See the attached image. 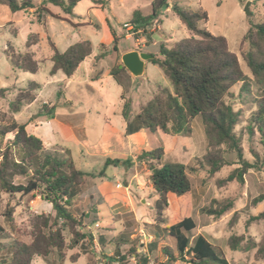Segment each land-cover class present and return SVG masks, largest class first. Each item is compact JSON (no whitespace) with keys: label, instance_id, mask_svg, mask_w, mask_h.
Here are the masks:
<instances>
[{"label":"rangeland","instance_id":"rangeland-1","mask_svg":"<svg viewBox=\"0 0 264 264\" xmlns=\"http://www.w3.org/2000/svg\"><path fill=\"white\" fill-rule=\"evenodd\" d=\"M106 1L103 6H100L92 0H80L74 7V15H69L49 4L47 8L50 12H44L41 17L35 9L14 13L8 6H0V88L7 89L6 96L0 97L1 112H8L9 104L15 100L19 90L27 88L31 82L40 84L41 89L37 92L36 101L24 106L22 111L14 117L19 123H28V130L31 133L47 141L42 131H44V120L50 115L48 111L51 109L60 115L87 113L88 125L100 123L103 115L108 116L114 124H120L125 102L123 96L132 102L131 119H134L140 106L152 99L158 88L173 91V85L160 67L150 61L146 65V71L140 77L125 78L121 75L117 80L114 77H103L102 74L100 81H91L90 85L94 87V90L88 89L87 86H74L67 90L63 97H59L60 94H57L55 90H50L54 88L50 84L55 82L50 75L53 65L50 59L54 54L50 46L51 42L64 52L69 46L79 41L90 40L93 44L92 55L87 58L88 62L84 68L75 72L76 78H89L92 72L93 76L98 75L101 73V68L111 67L112 59H122L121 54L112 50V46L99 47L102 42H113L112 31L118 36V48L121 52L136 49L146 50L152 55L159 54L161 45L171 47L177 42L192 37L170 7L161 13L151 28V31L156 29L150 33L152 41L148 43L145 38L138 45L135 38H126L125 25H128L136 11H140L143 15H150L153 0ZM44 2L45 0H33L36 7L44 5ZM248 3H250V17H247L244 12ZM172 5L192 11H205L208 20L200 22V28L208 30L213 35L225 37L230 51L238 56L242 70L252 78L244 61V54L248 50L245 35L251 25L263 22L264 0H171L170 6ZM42 21L43 23L45 21V24ZM100 23H103V29L98 30L94 25H100ZM27 42L30 45L29 48L26 47ZM13 51L22 54L27 51L32 52L34 59L39 62V71L32 74L15 69L6 54ZM96 59L103 60L97 63ZM59 75L58 80H60L59 77L64 76L63 73ZM250 84L251 96H240L242 85L240 83L232 89L234 97L228 98L227 101L235 111L241 114L236 132L242 137L244 157L253 162L252 149L262 155L264 146L260 142L261 134L256 131L251 138L248 130L251 117L256 111L252 98L259 95L253 79L250 80ZM59 90H62L60 86ZM66 101H70V104H66ZM92 135L95 137V133ZM11 137L8 136L7 139ZM150 143L151 148L164 147L166 151L164 161L185 165L193 183L191 193L183 197L169 195V224L173 225L187 217H192L197 227L190 233L185 232L192 242L201 234L226 257L229 264H264V259L256 256V248L247 249L252 241L259 243L264 240V221L247 225L250 217L264 211V201L257 205L252 203L256 197L264 195L263 171L250 170L244 176V183L238 181L222 183L235 168L240 166L237 164L235 154H226L225 158L231 165L223 167L213 176L209 175L207 169H202L197 162V159H203L208 151L200 119L192 122L190 136L156 133L151 136ZM65 145L72 149L71 156L76 160L78 168L85 170L84 162L79 161L76 146L72 143ZM136 165L138 176L134 183L125 182L121 175L105 180L108 189H115L116 182L120 181L121 189L125 193H122L120 200L113 205L96 196L94 183L97 181L86 178L82 196L73 209V212L83 218L84 222L83 226L76 227V231L85 234L86 238L78 246L68 248L72 237L65 229L67 248L64 257L53 253L47 258L36 257L33 264H140L141 261L138 258L129 254L132 248L137 249L140 255H147L150 264L166 261L163 252L165 247H169L178 257L176 239L165 232L164 226L158 228L155 223L153 204L156 197L150 181L151 171L145 163L138 162ZM191 167H194L196 171L192 172ZM94 170L98 168L95 167ZM99 178L101 177H97ZM129 184L130 189L126 190L125 187ZM101 185L102 182L98 181V190ZM138 186L144 187L139 193ZM91 195L95 196L91 198ZM214 200L219 202L232 200L234 208L220 218L209 216L203 212V209L210 207ZM8 201H11L12 206L15 207L13 226H10L1 216ZM129 205L134 206V211H131ZM83 214L86 216L84 217ZM49 216L52 218L55 216L53 207L38 193L10 198L0 192V226L5 229L8 236L3 240L5 245L11 243L14 238L29 243L30 238L23 237L22 233H30L32 227L40 223V217ZM157 235H159L158 247L153 252L149 251L148 245ZM233 236L245 238L240 249L236 251L229 245V240ZM171 264L193 263L190 262V256H187L184 259L178 258Z\"/></svg>","mask_w":264,"mask_h":264},{"label":"trees","instance_id":"trees-1","mask_svg":"<svg viewBox=\"0 0 264 264\" xmlns=\"http://www.w3.org/2000/svg\"><path fill=\"white\" fill-rule=\"evenodd\" d=\"M79 1L45 0L44 5L36 7L33 0H0V6H8L14 13L35 9L41 17L44 12H50L47 8L50 4L69 15H74V7ZM92 1L100 6L107 2ZM170 2L171 0H153L150 15L136 11L128 23L134 28L136 40L146 36L150 43L151 28L161 13L171 7L192 37L171 47L161 45L159 54L150 60L157 64L169 79L173 91L158 88L152 99L140 106L134 119H131L132 102L123 97L126 132L134 134L145 130L150 138L156 133L190 136L192 122L200 119L208 147L203 159H197L201 168L207 169L209 175L213 176L223 167L231 165L225 155L235 154L237 164L240 166L222 183L234 181L244 183V176L250 170L264 173V153L261 155L252 149L253 162L244 157L242 137L236 132L241 114L234 110L227 99L234 97L232 89L240 83L242 84L240 96H251L250 80L253 79L259 95L252 98L256 111L251 117L248 130L251 138L258 131L261 134L260 142L264 146V20L260 24L251 25L245 35L248 50L244 54V61L251 72L250 78L242 70L238 56L230 51L227 39L200 28V22L208 20L205 11H192L178 5L170 6ZM94 26L96 29L100 28L99 25ZM112 35L114 36L112 50L118 52V38L113 31ZM50 46L54 52L51 58L53 64L51 76L61 71L71 78L93 52V44L89 40L79 41L64 52H61L53 42ZM26 47H30L28 42ZM100 47L106 48V45L101 44ZM6 54L15 69L32 74L39 71V62L34 59L32 52L22 54L13 51ZM124 72L125 68L118 67L112 71V75L118 80ZM40 89V84L29 83L27 88L19 90L15 100L9 104L8 112L0 111V192L10 198L38 193L44 201L52 205L55 216L40 217V223L33 226L30 233H22L23 237L30 238L29 243L14 238L11 243L5 245L3 240L8 238L7 232L0 226V264H33L36 257L47 258L53 253L63 258L67 248L65 229L72 237L68 248L78 246L86 235L76 231V227L83 226L84 222L73 209L82 196L83 184L87 177H103L106 168L117 163L116 160L108 159L104 169L99 173H86L77 167L70 153L51 151L45 139L28 130V123H19L14 115L21 112L24 106L33 104ZM6 94L7 89L0 88V97L4 98ZM48 113L51 115L52 109ZM8 136L12 137L7 139ZM165 154L164 147L160 146L144 150L137 157V161L145 163L151 171L150 181L156 197L153 204L156 226L158 228L164 226L165 232L177 242L178 257L169 247H165L163 252L166 261L153 264H171L178 258L184 259L187 256H190V262L193 264H229L226 257L205 236L199 234L192 242L185 234L197 227L192 217L173 225L169 224V195L183 197L191 193L193 183L187 167L181 163L164 161ZM190 170L196 171L194 167ZM262 201L264 195L256 197L252 203L257 205ZM233 208L232 200L226 202L214 200L210 207L203 209V212L220 218ZM14 214L15 207L8 201L1 216L10 226L14 225ZM259 221H264V211L250 217L247 225ZM157 237L159 235L148 245L149 251L153 252L158 247ZM244 240V236H233L229 240V245L236 251L240 249ZM255 248L256 256L264 259V240L259 243L252 241L247 247L248 250ZM129 254L138 258L140 264H150L147 255H140L135 248H132Z\"/></svg>","mask_w":264,"mask_h":264},{"label":"crops","instance_id":"crops-1","mask_svg":"<svg viewBox=\"0 0 264 264\" xmlns=\"http://www.w3.org/2000/svg\"><path fill=\"white\" fill-rule=\"evenodd\" d=\"M89 25H93V24H89ZM99 26L100 28L98 30L103 29V23H100ZM155 30L156 29L154 30L152 29V31ZM152 31L150 30V33ZM126 32H127L126 38L131 39L128 38L129 36L127 29ZM116 37L118 38L117 35ZM112 38H113L112 40L114 41L113 35ZM140 38L145 39L146 36H141ZM101 44L112 46L113 42L111 43L102 42ZM101 44H99V47ZM134 50L136 49H128L121 52L118 48V52L116 53L121 54V58H122V56L125 53ZM140 52H147V51L142 50ZM87 60L88 59L82 62L78 70H82L84 68L85 64H87L88 62ZM102 60L103 59H96L97 63L101 62ZM112 60H113V65L111 67L101 68L100 70L101 73L98 75L93 76V72H92V75L90 74L89 78L87 77L76 78L75 73L71 78H68L63 72L59 71L57 74L52 76L53 79H55L54 80L55 82L51 83L50 86L53 85L54 88L53 89L49 88V89L55 90L57 94H60L58 95L59 97H63L64 95H66L67 90L71 89L74 86L76 87L87 86L88 89L94 90V87L90 85L91 81L94 80L100 81L102 74L103 77L105 76L112 78L114 77L112 75V71L116 70L118 67L121 68L122 59H112ZM148 62L149 61L145 63V71ZM59 73L64 74L63 77L62 76L59 77L60 80H58L57 78L58 76H60ZM121 75L125 78H130V76H133L127 69L126 72L121 73ZM59 86L62 88V90L58 91ZM66 104H70V101H66ZM52 105H54V103ZM87 117L89 119V115L87 113L82 115L75 113L60 115L54 113L52 110L51 115H48V118L44 120V131L42 132L44 134V137L48 141V148L51 150H57L61 152L67 151L72 155L73 154L72 149L68 148L67 145L65 144L72 143L74 146H76V150L78 151L77 155L79 154V161L84 162L85 164V170L82 171L86 173H93V174L99 173L101 170L104 169L105 163L108 159L117 161L116 164L110 165L106 168L105 175L103 177L99 179L93 177H87L90 178L92 181L95 180L97 181L94 183L95 190L97 191L96 196L102 198L104 202L113 205L114 203L118 202L117 200H120L121 196L125 193H123L121 189L122 184L120 181L116 182L115 189H108V187H106L105 180L110 177L115 178L121 175L125 179V182L127 181L130 184L134 183V180L138 176L136 173L137 171L136 164L138 163L137 162L138 155L144 150L152 149L150 146L151 144L150 137L148 136L145 130H140L134 134H127L126 132L127 121L124 118V116L122 117L120 124H114L110 120V118H108V116L103 115V117L100 120V123L96 122L95 124L92 125H88L89 120L87 119ZM92 133H95V137H92L93 136ZM76 165L78 167L77 162ZM95 167H97L98 170H94ZM98 181L102 182V185L99 186V190L97 186ZM130 184L129 186L125 187L126 190L130 189ZM103 186H105V188H103ZM137 189L139 193L141 192V190L144 189V187L138 186ZM92 196L95 195H91V198ZM125 200H127V198H125ZM131 202L132 200L130 199V203ZM129 207L131 208V211H134L133 205H129Z\"/></svg>","mask_w":264,"mask_h":264},{"label":"water","instance_id":"water-1","mask_svg":"<svg viewBox=\"0 0 264 264\" xmlns=\"http://www.w3.org/2000/svg\"><path fill=\"white\" fill-rule=\"evenodd\" d=\"M248 3L244 9L247 17L251 16ZM154 59V55L138 50L130 51L122 56L121 68H126L134 77H140L144 74L145 63Z\"/></svg>","mask_w":264,"mask_h":264},{"label":"built area","instance_id":"built-area-1","mask_svg":"<svg viewBox=\"0 0 264 264\" xmlns=\"http://www.w3.org/2000/svg\"><path fill=\"white\" fill-rule=\"evenodd\" d=\"M125 27H126V29L128 30V38H132V37H134V33H133V30H134V28H133V26H131V25H125ZM140 33V32H139ZM143 40L144 39H141V38H139L137 41H138V45H140L142 42H143Z\"/></svg>","mask_w":264,"mask_h":264}]
</instances>
